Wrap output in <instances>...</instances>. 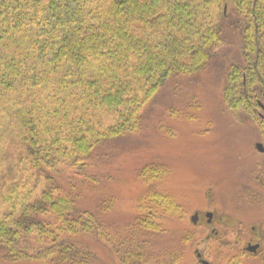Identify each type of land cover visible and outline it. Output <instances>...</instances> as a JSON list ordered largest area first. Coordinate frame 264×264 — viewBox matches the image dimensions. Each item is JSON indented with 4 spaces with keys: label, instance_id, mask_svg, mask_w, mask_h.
<instances>
[{
    "label": "trees",
    "instance_id": "trees-1",
    "mask_svg": "<svg viewBox=\"0 0 264 264\" xmlns=\"http://www.w3.org/2000/svg\"><path fill=\"white\" fill-rule=\"evenodd\" d=\"M235 38L222 103L262 110L264 138V0H0V264H96L84 240L105 227L72 197L94 151L134 134L161 88L225 59ZM66 162L75 178L53 175ZM138 207L146 231L157 208L174 210L153 189Z\"/></svg>",
    "mask_w": 264,
    "mask_h": 264
},
{
    "label": "rangeland",
    "instance_id": "rangeland-1",
    "mask_svg": "<svg viewBox=\"0 0 264 264\" xmlns=\"http://www.w3.org/2000/svg\"><path fill=\"white\" fill-rule=\"evenodd\" d=\"M232 43L225 59L161 88L134 134L94 151L72 197L105 227L103 238L84 240L96 264H200L196 252L208 264H264L240 256L250 228L264 222V152L255 149L259 143L264 150L263 111L253 118L222 103L225 62L239 60V38ZM66 164L55 165L52 174L75 178ZM144 167L162 175L146 182L138 174ZM152 189L174 210L157 208L156 230L135 229L145 213L138 204ZM206 212L214 215L211 227ZM128 254L138 257L128 260Z\"/></svg>",
    "mask_w": 264,
    "mask_h": 264
},
{
    "label": "flooded vegetation",
    "instance_id": "flooded-vegetation-1",
    "mask_svg": "<svg viewBox=\"0 0 264 264\" xmlns=\"http://www.w3.org/2000/svg\"><path fill=\"white\" fill-rule=\"evenodd\" d=\"M207 214H211L210 217H207ZM205 226L211 227L214 224V215L211 212H206L204 216ZM199 221V217L197 214V222L194 224L196 225ZM211 234H215L212 229L210 230ZM236 234V232H235ZM251 237L246 241L243 247H241L240 256L245 259H251L252 261L258 260L259 262L264 263V222H260L256 225H253L250 228ZM196 257L200 264L205 262L208 264L207 261L201 258L200 253L196 252ZM236 259V258H235ZM231 264H236V260L230 262Z\"/></svg>",
    "mask_w": 264,
    "mask_h": 264
},
{
    "label": "water",
    "instance_id": "water-1",
    "mask_svg": "<svg viewBox=\"0 0 264 264\" xmlns=\"http://www.w3.org/2000/svg\"><path fill=\"white\" fill-rule=\"evenodd\" d=\"M255 149H256L257 151L261 152V153L264 152L262 145L259 144V143L255 144ZM210 216H211V214H207V217H210ZM190 221H191L192 224H195V223L197 222V214H194V215L191 217ZM202 264H206V263L203 262Z\"/></svg>",
    "mask_w": 264,
    "mask_h": 264
}]
</instances>
